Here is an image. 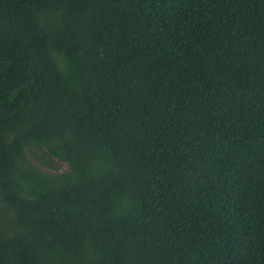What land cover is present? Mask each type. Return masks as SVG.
Wrapping results in <instances>:
<instances>
[{
	"label": "trees",
	"instance_id": "trees-1",
	"mask_svg": "<svg viewBox=\"0 0 264 264\" xmlns=\"http://www.w3.org/2000/svg\"><path fill=\"white\" fill-rule=\"evenodd\" d=\"M0 264H264V0H0Z\"/></svg>",
	"mask_w": 264,
	"mask_h": 264
},
{
	"label": "clouds",
	"instance_id": "clouds-1",
	"mask_svg": "<svg viewBox=\"0 0 264 264\" xmlns=\"http://www.w3.org/2000/svg\"><path fill=\"white\" fill-rule=\"evenodd\" d=\"M108 167L106 164L100 166V170L103 171ZM134 207L133 201L128 196H122L118 199L117 203L114 204L112 213L115 218L128 215L132 212Z\"/></svg>",
	"mask_w": 264,
	"mask_h": 264
},
{
	"label": "rangeland",
	"instance_id": "rangeland-1",
	"mask_svg": "<svg viewBox=\"0 0 264 264\" xmlns=\"http://www.w3.org/2000/svg\"><path fill=\"white\" fill-rule=\"evenodd\" d=\"M56 166H57V168L59 170H63L64 168H66V164L65 163H58V164H56Z\"/></svg>",
	"mask_w": 264,
	"mask_h": 264
}]
</instances>
